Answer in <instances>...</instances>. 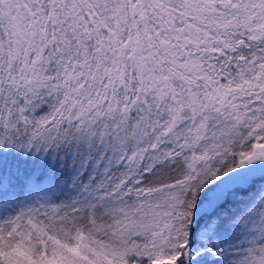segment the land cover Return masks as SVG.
<instances>
[{
	"label": "snow or ice",
	"instance_id": "1",
	"mask_svg": "<svg viewBox=\"0 0 264 264\" xmlns=\"http://www.w3.org/2000/svg\"><path fill=\"white\" fill-rule=\"evenodd\" d=\"M0 264H264V0H0Z\"/></svg>",
	"mask_w": 264,
	"mask_h": 264
}]
</instances>
